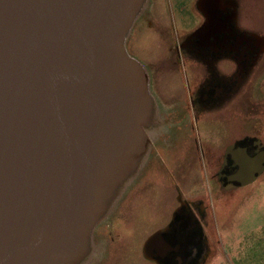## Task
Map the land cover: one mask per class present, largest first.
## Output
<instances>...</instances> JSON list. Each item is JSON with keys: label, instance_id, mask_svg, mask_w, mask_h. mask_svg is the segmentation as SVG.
Listing matches in <instances>:
<instances>
[{"label": "water", "instance_id": "water-1", "mask_svg": "<svg viewBox=\"0 0 264 264\" xmlns=\"http://www.w3.org/2000/svg\"><path fill=\"white\" fill-rule=\"evenodd\" d=\"M147 6L0 0V264L94 254L99 220L144 157L148 76L126 40Z\"/></svg>", "mask_w": 264, "mask_h": 264}, {"label": "rangeland", "instance_id": "rangeland-1", "mask_svg": "<svg viewBox=\"0 0 264 264\" xmlns=\"http://www.w3.org/2000/svg\"><path fill=\"white\" fill-rule=\"evenodd\" d=\"M178 1L167 0L165 5L162 0H159L157 4L149 0L145 15L148 21L154 22L156 26L144 30L138 27L131 38L130 52L145 65L148 76L150 103L147 108V118L144 119L141 127L142 133H137V137H144L143 143L140 144L144 157L135 169L132 183L125 188L126 191H121V188L117 193L116 198L122 192L115 207L113 202L93 232V234L96 231L99 233V229H102L107 238L116 236L122 238L121 243L124 246L120 250L112 251L115 253L113 258L115 264H152L143 256L146 238L169 221L177 205L178 192L180 194L182 192L185 198L197 192V184H199L197 171L191 172L196 175L195 178L190 177V181L185 182L183 180L186 178L180 177L182 173L177 164V160L181 163V158H178L179 150L176 148L184 141H189L188 131L189 134L192 133L196 149L198 147L209 148L205 145L206 140H209L211 147L219 149L216 152L221 153L225 144L217 138L216 135H219L217 132L225 131L227 135L232 136L240 134L242 130L245 133L255 132L259 124L261 127L264 126L262 119L253 117L257 111H255L252 100L255 101L256 98L251 92L255 82L262 78L264 53L246 83L224 108L213 110L211 113H203L198 118L190 112L189 100L194 93V86L199 82L198 78L191 82L190 75L191 70L195 68L198 70L199 66L190 65L188 60L181 59L180 66L174 68L175 56L167 51L170 44L167 25L169 23L170 32L174 36L177 30H181L180 16L187 13L190 19L185 20L183 29L191 31L198 24V14L194 9L196 0H182L184 12L179 9ZM227 1L234 8L233 16L237 28L256 36L264 35V0ZM227 66L226 63L223 68L226 69ZM240 111H242V118ZM189 153L191 155L188 154L187 158L193 159L195 152ZM165 157L168 158L167 162ZM161 159L165 160V164ZM165 167L169 172H166ZM148 173L149 178H147ZM178 185L181 187V192L177 190ZM184 190L194 191V193L189 192V194ZM199 199L188 198L194 201ZM214 200H211L213 204ZM263 201L264 194L259 201L252 196L247 200L249 213H244V222L253 220L251 212ZM263 219L264 217L260 221ZM112 223L119 225L120 229L115 232L114 228H107Z\"/></svg>", "mask_w": 264, "mask_h": 264}, {"label": "flooded vegetation", "instance_id": "flooded-vegetation-1", "mask_svg": "<svg viewBox=\"0 0 264 264\" xmlns=\"http://www.w3.org/2000/svg\"><path fill=\"white\" fill-rule=\"evenodd\" d=\"M151 1L153 4L159 3V0ZM162 2L167 4V0H162ZM178 2L180 3L179 9L184 12L183 1L179 0ZM153 4L151 3V8ZM147 9L148 6L136 19L126 40V49L131 56H133L130 52L131 38L136 28L144 30L156 26L154 22L148 21V17L145 15ZM194 9L198 14V24L193 30L183 29L185 20L190 19L187 13L180 16L181 30H177L174 36L170 32L168 23L167 36L170 44L167 51L175 56L174 68L180 66L181 59L188 60L190 65L199 66L198 70L196 68L191 70V82L196 78L199 82L194 86V93L189 100L190 112L198 118L203 113H211L213 110L224 107L229 100L234 98L241 84L249 78L261 59L264 47H261L256 35L237 28L233 16L234 8L227 0H196ZM166 14L169 20L168 11ZM221 63H227L228 71H224V68L221 69ZM143 66L145 67V65ZM257 113L259 112L257 111ZM192 131L194 130L192 129ZM188 132L189 141H184L176 148L179 150L178 158H181V163H178L177 160L182 173V176L180 174L179 176L182 179L195 178L196 175L191 172L197 171L198 198L200 199L188 200V198H192V194L185 198L178 185L177 190L181 194L178 192L176 195L177 205L166 223V230L158 233L159 229H157L146 238L144 246H146L148 256L164 264H192L203 253V246H201L203 237L200 226L207 220L201 210L203 200V203L208 202L206 197L208 192L204 187L205 181L215 178L236 183L238 179L251 175L257 169L256 139L251 137L237 139L231 145L224 146L221 153H217L216 151L219 149L211 147L212 144L209 140L205 142L209 148L198 147L196 149L192 133ZM217 133H219L216 135L217 138L223 142L226 132ZM191 139L192 141H190ZM189 152H195L193 159L187 158L188 154L191 155ZM161 160L165 164V160L167 162L168 158L165 157V160ZM186 171L188 172L183 173ZM166 172L169 171L166 169ZM147 178H149V173ZM177 190L175 189V191ZM107 228H114L115 232L120 229L116 223H112ZM103 231L99 229V233L95 232L92 241L95 253L83 264H115L113 261L115 253L112 251L120 250L124 246L121 243L122 238L117 236L107 238Z\"/></svg>", "mask_w": 264, "mask_h": 264}, {"label": "crops", "instance_id": "crops-1", "mask_svg": "<svg viewBox=\"0 0 264 264\" xmlns=\"http://www.w3.org/2000/svg\"><path fill=\"white\" fill-rule=\"evenodd\" d=\"M225 64L221 63V69H223V65L226 66ZM227 68L223 70L228 71ZM262 74V78L255 82L251 92L252 96L256 98L255 101L252 100V104L259 112H256L257 114L253 117L264 121V69ZM247 80L241 84L239 90ZM231 100L228 101V104ZM241 112L240 117L242 118ZM257 126L255 132L245 133L242 130L237 135L225 134L224 146H229L233 141L245 137L256 139L257 169L251 175L238 179L236 183L215 178L205 181L204 187L208 192L206 195L208 202L204 203L201 210L207 220L200 226L203 237L201 241L203 253L192 264H264V219L260 221L264 217V201L260 202L259 206L251 212L253 220L244 222V213H249L247 200L252 196L259 201L264 194V168L258 173L260 165L264 163V126L261 127L260 124ZM262 149L263 151H261ZM183 181L187 182L190 179ZM196 190V193L190 190L186 192L194 193L191 197L198 198V188ZM212 199H215L214 204ZM166 228L167 226L164 224L159 227V230L164 231ZM145 247H143L145 259L152 264H164L150 258Z\"/></svg>", "mask_w": 264, "mask_h": 264}]
</instances>
